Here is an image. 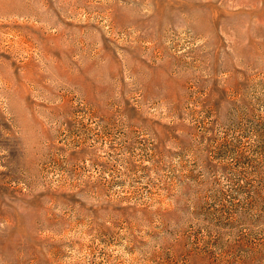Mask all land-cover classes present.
Wrapping results in <instances>:
<instances>
[{
    "label": "rangeland",
    "instance_id": "374dc122",
    "mask_svg": "<svg viewBox=\"0 0 264 264\" xmlns=\"http://www.w3.org/2000/svg\"><path fill=\"white\" fill-rule=\"evenodd\" d=\"M0 264H264V0H0Z\"/></svg>",
    "mask_w": 264,
    "mask_h": 264
}]
</instances>
